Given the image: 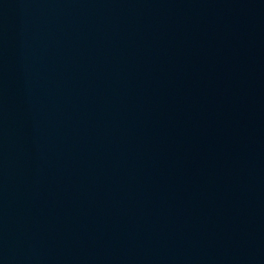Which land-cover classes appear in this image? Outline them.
I'll return each mask as SVG.
<instances>
[{"label":"water","instance_id":"water-1","mask_svg":"<svg viewBox=\"0 0 264 264\" xmlns=\"http://www.w3.org/2000/svg\"><path fill=\"white\" fill-rule=\"evenodd\" d=\"M0 264H264V0H0Z\"/></svg>","mask_w":264,"mask_h":264}]
</instances>
